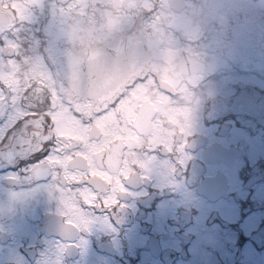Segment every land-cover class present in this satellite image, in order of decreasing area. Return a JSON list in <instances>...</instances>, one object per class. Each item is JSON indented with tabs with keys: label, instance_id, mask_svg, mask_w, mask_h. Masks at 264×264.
Returning <instances> with one entry per match:
<instances>
[{
	"label": "snow or ice",
	"instance_id": "6c2138e0",
	"mask_svg": "<svg viewBox=\"0 0 264 264\" xmlns=\"http://www.w3.org/2000/svg\"><path fill=\"white\" fill-rule=\"evenodd\" d=\"M172 7L167 0H0V157L41 155L31 175L52 178L64 217L57 264L78 234L96 222L110 226L97 213L125 207L126 185L147 178L151 153L175 157L163 162L169 177L191 159L189 86L199 78L198 60L181 59L166 34L179 21Z\"/></svg>",
	"mask_w": 264,
	"mask_h": 264
},
{
	"label": "flooded vegetation",
	"instance_id": "af4514ba",
	"mask_svg": "<svg viewBox=\"0 0 264 264\" xmlns=\"http://www.w3.org/2000/svg\"><path fill=\"white\" fill-rule=\"evenodd\" d=\"M167 2L179 21L166 34L181 59L198 60L191 159L169 177L163 162L175 157L151 153L147 178L126 185L125 207L97 213L110 226L78 234L60 264H264V7ZM40 158L0 157V264H57L67 242L52 178L30 172Z\"/></svg>",
	"mask_w": 264,
	"mask_h": 264
},
{
	"label": "rangeland",
	"instance_id": "374dc122",
	"mask_svg": "<svg viewBox=\"0 0 264 264\" xmlns=\"http://www.w3.org/2000/svg\"><path fill=\"white\" fill-rule=\"evenodd\" d=\"M235 1H236L235 5L237 7L244 6L245 2H246L247 5H250V6H254V7L259 6V8L260 7H264V0L263 1H259V2H255L253 0H235Z\"/></svg>",
	"mask_w": 264,
	"mask_h": 264
},
{
	"label": "water",
	"instance_id": "95a60500",
	"mask_svg": "<svg viewBox=\"0 0 264 264\" xmlns=\"http://www.w3.org/2000/svg\"><path fill=\"white\" fill-rule=\"evenodd\" d=\"M172 3H173V5L178 6V7L182 6V4H183V3H180V0H173Z\"/></svg>",
	"mask_w": 264,
	"mask_h": 264
},
{
	"label": "clouds",
	"instance_id": "9594fccd",
	"mask_svg": "<svg viewBox=\"0 0 264 264\" xmlns=\"http://www.w3.org/2000/svg\"><path fill=\"white\" fill-rule=\"evenodd\" d=\"M192 103V102H191ZM192 108V115H193V112H194V107H191Z\"/></svg>",
	"mask_w": 264,
	"mask_h": 264
}]
</instances>
